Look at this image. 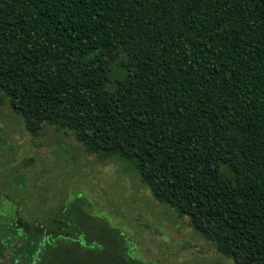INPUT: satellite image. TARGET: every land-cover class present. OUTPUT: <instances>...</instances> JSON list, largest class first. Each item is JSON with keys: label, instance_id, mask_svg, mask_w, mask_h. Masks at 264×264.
<instances>
[{"label": "trees", "instance_id": "trees-1", "mask_svg": "<svg viewBox=\"0 0 264 264\" xmlns=\"http://www.w3.org/2000/svg\"><path fill=\"white\" fill-rule=\"evenodd\" d=\"M3 104L129 162L218 253L264 264V0H0ZM87 203L65 199L47 235L0 194V264H150Z\"/></svg>", "mask_w": 264, "mask_h": 264}, {"label": "rangeland", "instance_id": "rangeland-1", "mask_svg": "<svg viewBox=\"0 0 264 264\" xmlns=\"http://www.w3.org/2000/svg\"><path fill=\"white\" fill-rule=\"evenodd\" d=\"M0 194L23 210L16 224L30 232L54 234V212L80 194L86 209L121 231L132 258L150 264H233L184 216L155 201L129 162L88 154L70 132L50 125L33 135L7 104L0 105Z\"/></svg>", "mask_w": 264, "mask_h": 264}]
</instances>
